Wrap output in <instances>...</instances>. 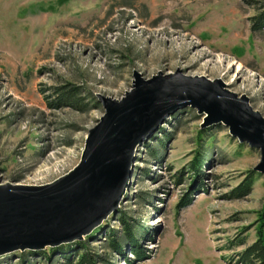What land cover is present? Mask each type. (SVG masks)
I'll list each match as a JSON object with an SVG mask.
<instances>
[{
	"label": "rangeland",
	"instance_id": "rangeland-1",
	"mask_svg": "<svg viewBox=\"0 0 264 264\" xmlns=\"http://www.w3.org/2000/svg\"><path fill=\"white\" fill-rule=\"evenodd\" d=\"M263 12L264 0H0V183L41 186L70 173L106 113L99 96L121 101L136 73L221 80L264 116V29L253 30ZM70 86L89 110L50 108L55 90ZM206 117L187 107L138 147L118 212L82 240L108 264H230L220 250L264 206L261 153L223 124L202 128ZM198 153L200 190L190 169ZM251 172L250 195L229 199ZM191 189L193 204L177 210ZM120 212L146 232L142 260L107 248ZM21 253L0 264H21Z\"/></svg>",
	"mask_w": 264,
	"mask_h": 264
},
{
	"label": "water",
	"instance_id": "water-1",
	"mask_svg": "<svg viewBox=\"0 0 264 264\" xmlns=\"http://www.w3.org/2000/svg\"><path fill=\"white\" fill-rule=\"evenodd\" d=\"M120 100L99 96L106 113L90 131L81 162L41 186L0 183V257L43 251L84 240L116 214L133 177L137 149L166 120L187 107L207 115L202 128L223 124L241 144L259 150L254 169L264 175V116L247 96L221 80L178 71L151 80L135 75Z\"/></svg>",
	"mask_w": 264,
	"mask_h": 264
},
{
	"label": "trees",
	"instance_id": "trees-1",
	"mask_svg": "<svg viewBox=\"0 0 264 264\" xmlns=\"http://www.w3.org/2000/svg\"><path fill=\"white\" fill-rule=\"evenodd\" d=\"M264 29V12L255 17L253 30L260 31ZM52 109L69 107L79 112L89 110V103L85 102L80 87L70 86L57 88L54 92L53 101H48ZM96 105V104H95ZM157 156L156 152H152ZM206 163L205 154L198 153L190 165V169L196 175L192 189L199 185V190L203 181V172ZM253 172L229 194V199H242L250 195L254 186ZM182 198L177 206L181 211L193 204V190ZM118 221L121 225V231L109 230L106 234L108 249H111L118 255H124L127 248L132 250L131 254L140 260L144 259L146 254L140 248L142 237L146 234L145 230L135 223H131L126 214L120 212ZM254 231L255 239L251 241V233ZM89 241L85 240L75 244L62 245L57 248H51L48 251H25L20 254L21 264H35L33 261H45V264H108L109 260L99 252L93 251ZM220 251L231 252L227 258L230 264H264V206L257 212L256 221L247 227H244L233 238H229ZM35 259V260H33ZM126 261L131 262L129 258Z\"/></svg>",
	"mask_w": 264,
	"mask_h": 264
}]
</instances>
